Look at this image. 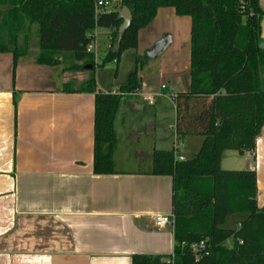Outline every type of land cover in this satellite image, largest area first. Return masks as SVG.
I'll return each instance as SVG.
<instances>
[{
	"label": "crops",
	"instance_id": "crops-1",
	"mask_svg": "<svg viewBox=\"0 0 264 264\" xmlns=\"http://www.w3.org/2000/svg\"><path fill=\"white\" fill-rule=\"evenodd\" d=\"M259 3L264 11V0ZM7 9L0 4V19ZM163 13L173 18L168 11ZM174 14L191 29L189 16L175 10ZM28 26L26 22L18 38L17 47L26 54L19 56L15 71L13 53L0 52V264H132L136 254L171 255L174 229L158 227L155 216L173 211V177L152 170L154 151L172 149L175 124L174 134L168 135L159 124L155 106L170 98L162 94L163 86L180 91V76L184 72L190 76V61L185 60L180 69L150 66L148 62L164 51L167 41L154 57L146 54L149 60L139 73L140 92L154 95L155 104L149 105L142 96L121 101L115 121V172L96 174V93L64 91L69 82L77 88L90 71L88 67L69 70L64 62L37 63L38 30L33 38ZM111 32L107 33L108 47ZM260 37L264 38V15ZM6 40L7 31L0 35V42ZM152 43L146 50L161 45V38L154 35ZM161 77L167 80L160 85ZM188 79L184 91L190 88ZM116 90H105L97 82L96 92ZM221 166L255 170L257 202L260 208L264 206V126L254 152L227 150Z\"/></svg>",
	"mask_w": 264,
	"mask_h": 264
},
{
	"label": "trees",
	"instance_id": "trees-1",
	"mask_svg": "<svg viewBox=\"0 0 264 264\" xmlns=\"http://www.w3.org/2000/svg\"><path fill=\"white\" fill-rule=\"evenodd\" d=\"M6 11L7 40L0 52H12L13 71L20 55L18 38L26 21L37 24L39 64L59 65L63 55L75 59L69 70L90 71L77 88L65 92H93L95 98L94 171L115 172L118 143L115 121L123 99L141 90L139 64L115 92H96L95 68L119 63L125 50L137 48L139 32L163 7L191 19L190 88L162 94L175 105V133L180 140L204 136L191 159L178 160L173 148L153 153L156 175L173 177L174 251L171 255L136 254L132 264H264V206L257 202V174L253 169H224V152H254L264 126V51L258 46L264 15L259 0H120L133 13L120 42V10L96 14V0H0ZM98 28L111 29V46L99 64L87 50ZM139 63V60H137ZM245 218L228 226L232 216ZM206 242L199 261L192 244ZM173 259V260H172Z\"/></svg>",
	"mask_w": 264,
	"mask_h": 264
},
{
	"label": "rangeland",
	"instance_id": "rangeland-1",
	"mask_svg": "<svg viewBox=\"0 0 264 264\" xmlns=\"http://www.w3.org/2000/svg\"><path fill=\"white\" fill-rule=\"evenodd\" d=\"M174 8L172 7H164L163 10L159 12V15L157 19L154 18V20L145 28L141 29L139 34V44L137 48H130L124 51L121 60L119 63H116L115 61H110L105 63L103 66H97L95 68V76L97 82H99V85H101L105 90H112L113 89H119L121 86L125 85L128 81V76L131 72H133L136 67L139 64V73L140 70L145 65V60H149V50H146L148 46H151L152 40L154 38V35L157 34L159 38H161V44L166 43V47L164 48V51L158 55L156 59L150 60L148 64L150 66H156L155 69L160 70H170L175 68V66L179 67V69L184 66L185 60L190 61V57L188 59V56H190V25L186 24V22H179L177 18L174 16ZM164 11H168L171 15H173V18L169 17L167 14H164ZM1 17V16H0ZM189 19V18H187ZM29 23L28 26V33L33 38L35 37V29L38 30L37 24L30 23L28 20L26 21ZM35 25V26H34ZM7 31L6 27V15L0 19V35L5 34ZM97 33L95 35L94 43L96 44V51L95 56L96 60L99 64L103 63V60L109 50L108 45L110 44L108 39V31L107 28H98ZM174 34L172 38L174 39L173 43L170 41V37H168V34L170 35ZM168 39V40H167ZM32 42V40H31ZM164 45V44H163ZM39 53V52H38ZM187 53V59L185 58V55ZM147 54V55H146ZM63 60L65 64H68V66H71L75 64V59L71 58L68 54L63 55ZM137 60H139V63H137ZM137 65V66H136ZM73 70V69H72ZM76 71V70H74ZM184 72V71H183ZM157 76V75H155ZM188 77H190L188 75ZM186 73H182L180 76L181 80V88L180 91H184V86L188 87L187 81H189ZM145 78H149L145 76ZM162 78V77H161ZM158 78L159 84L161 85L163 82V79L167 80V77L165 78ZM152 80V78H149V80ZM76 85V83H75ZM153 88H156V86H153ZM107 93V92H104ZM149 104V103H148ZM147 104V105H148ZM150 105V104H149ZM148 105V106H149ZM153 106V105H151ZM155 106V105H154ZM156 107L157 117L159 119V124L163 128H165L168 135L174 134V124L176 120V110L174 102L170 98H163L162 101ZM151 116H155L153 113L149 112ZM172 127V130L170 131V127ZM176 134V133H175ZM175 137V135H173ZM204 139V136L202 135H189L187 136L184 141V148H183V156L185 159H191L195 156L193 155V152H196L200 149L198 147V144ZM174 144V143H173ZM173 148V145H172ZM115 157V156H114ZM231 169V168H230ZM245 218L244 214H239L232 216L228 220V226L232 227L235 226V220L241 221Z\"/></svg>",
	"mask_w": 264,
	"mask_h": 264
},
{
	"label": "built area",
	"instance_id": "built-area-1",
	"mask_svg": "<svg viewBox=\"0 0 264 264\" xmlns=\"http://www.w3.org/2000/svg\"><path fill=\"white\" fill-rule=\"evenodd\" d=\"M120 0H96V14L99 15L100 13L104 12V10H112L114 7L119 3ZM87 50L89 52L96 51V44L94 41L89 44ZM141 91V90H140ZM138 91L135 93V96H142L143 101L148 102L150 105L155 104V97L154 95H143L141 92ZM184 148V141L178 139L177 135L175 136L173 150L175 153V158L178 160H184L185 157L182 155ZM156 225L160 228H164L166 226L174 225V215L171 214H158L155 216ZM206 249V242L200 241L198 243L192 244V251L195 255V260L199 261L202 257L204 250ZM173 260V259H172Z\"/></svg>",
	"mask_w": 264,
	"mask_h": 264
},
{
	"label": "water",
	"instance_id": "water-1",
	"mask_svg": "<svg viewBox=\"0 0 264 264\" xmlns=\"http://www.w3.org/2000/svg\"><path fill=\"white\" fill-rule=\"evenodd\" d=\"M120 18H122L123 22L120 26V34H119V39L118 42L121 41L124 32L130 27L132 19H133V13L132 10L130 9V7H128L127 5L123 6L120 10L119 13ZM161 45H157L154 49L149 51V57H154L156 52L159 50V48L162 46ZM258 46L261 50L264 51V38L259 37L258 40ZM88 68H91V66H89Z\"/></svg>",
	"mask_w": 264,
	"mask_h": 264
}]
</instances>
